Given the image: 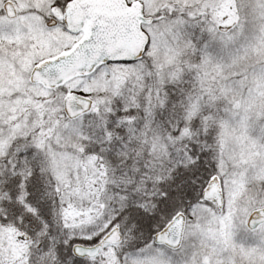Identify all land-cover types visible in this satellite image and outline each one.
Segmentation results:
<instances>
[{
  "label": "snow or ice",
  "instance_id": "snow-or-ice-1",
  "mask_svg": "<svg viewBox=\"0 0 264 264\" xmlns=\"http://www.w3.org/2000/svg\"><path fill=\"white\" fill-rule=\"evenodd\" d=\"M0 264H264V0H0Z\"/></svg>",
  "mask_w": 264,
  "mask_h": 264
}]
</instances>
